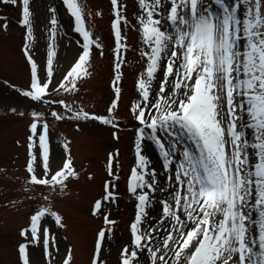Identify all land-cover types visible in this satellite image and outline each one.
Segmentation results:
<instances>
[{
    "label": "rangeland",
    "instance_id": "374dc122",
    "mask_svg": "<svg viewBox=\"0 0 264 264\" xmlns=\"http://www.w3.org/2000/svg\"><path fill=\"white\" fill-rule=\"evenodd\" d=\"M162 2L164 7L157 10L160 15L154 14V18L167 23L170 3L169 0ZM227 2L231 4L233 0ZM78 3L82 9L84 29L90 33L92 43L85 65L87 74L76 78V87L71 90V84L64 81V77L83 54L84 39L76 30L75 18L64 0H29L30 39L27 38V27L22 22V0H0V264H22L19 253L21 244L26 245L29 264H64L65 260L68 264H93L101 230L105 231V238L101 242L98 264H121L125 248L129 255L132 251L137 252L132 264H152L148 248L155 250L159 247L161 251L157 256L167 252L166 260L172 251L163 248V238L169 231L179 238L171 227L175 221L164 216L163 205L165 202L174 205L176 192L184 194V189L175 177L178 164L183 159V151L189 150L185 145H190L189 151L193 154L198 153L186 135L178 136L173 146L172 137L158 132L165 150L174 153L171 157L173 163L165 169L161 150L151 139V130L136 118L139 109H135V105L144 109L145 119L155 114L152 104L161 95L159 85L164 79L163 70L158 69L151 81L149 102H145L137 87L140 79H147L148 56L142 53H150V46L143 41L140 22L144 18V10L139 0H118L122 19L120 48L117 52L112 28L116 15L111 0H78ZM211 3L213 0H202L201 7ZM213 10L219 11V8ZM52 19L56 20L55 26L51 23ZM166 30L172 31L171 25ZM50 48L55 55L48 93L42 101H33L22 95L24 91L31 90L28 57L31 56L36 63L38 76L45 82L48 80ZM169 48H172L171 44ZM169 58L170 53L163 55L161 64H166ZM118 63L120 80L117 84ZM168 79L173 81L175 77ZM62 82L66 83L69 90L59 87ZM189 83H194V78ZM117 86L120 88V98L117 107L110 112ZM171 92L169 84L163 95L167 97ZM179 98L184 97L181 94ZM222 107L226 112V102ZM54 111L63 119L53 117ZM33 113L40 114V118L34 119ZM83 114H87L88 118H84ZM93 116L97 119H92ZM101 118L112 122L104 124ZM244 118L247 120L246 116ZM33 122L38 124V134L35 136L30 131ZM44 124L48 125L51 168L47 176H44L39 156V134L43 133ZM242 130L249 142H254L252 130ZM30 137L32 154L37 156L34 168L38 177L50 179L68 160L71 161L75 176L68 177L63 185L54 187L33 185L27 170L31 159ZM141 144L151 149L162 171L157 182L163 189V195L169 198L160 201L158 207L155 206L151 220L154 238L150 243L147 239L143 241L147 245L143 250L133 245L131 224L135 222L138 211V195L148 196L149 191L145 187L133 193L128 187L131 172L137 167V151L143 156V152L137 148ZM248 151L251 153L252 149ZM110 157L112 175L109 174ZM252 163H255L254 157ZM106 184L111 185L109 190L114 196L111 201L103 199ZM98 201L101 202V211L96 212L94 206ZM148 204L149 196L142 215L144 220ZM41 209L48 210L40 221L41 229L48 231L47 255L43 232L38 233L40 240L35 242L28 231L31 216ZM52 212L61 217L60 224L50 215ZM179 214L184 215L182 212ZM105 216L114 223L106 224ZM22 231L26 235H21ZM171 246H177L175 241ZM235 259L230 264H234ZM156 264L162 262L157 260ZM172 264H176V261ZM181 264H184L183 259Z\"/></svg>",
    "mask_w": 264,
    "mask_h": 264
},
{
    "label": "snow or ice",
    "instance_id": "6c2138e0",
    "mask_svg": "<svg viewBox=\"0 0 264 264\" xmlns=\"http://www.w3.org/2000/svg\"><path fill=\"white\" fill-rule=\"evenodd\" d=\"M8 2V0H4ZM23 2V24L27 27L28 39L31 38V12L29 0ZM65 5L75 18L76 30L84 39L83 54L79 56L74 66L64 77L71 84V90L76 87V78L86 75L85 65L92 43L90 33L84 29L82 9L78 0H64ZM116 19L112 28L117 41V52L121 40V19L118 0H111ZM144 10L141 19L143 41L150 46L146 69L147 79H140L137 87L145 102H149L151 81L158 69L163 70L164 79L159 85L160 97L152 104L155 114L145 119V111L140 105L136 116L152 132L151 139L161 150L164 168L173 163L174 153L165 150V145L157 135L162 132L173 138V146L177 137L186 135L195 145L197 153L185 149L183 159L178 164L176 181L184 189V194L176 192L174 205L167 202L163 205L165 217H170L175 223L172 231L163 238V248L172 251L176 264H264V0H213L208 6L201 7L202 0H169L167 23L155 19L160 15L157 11L164 7L162 0H139ZM219 8V11H214ZM55 26L56 20L52 19ZM171 25L172 31H167ZM165 29V30H162ZM172 48H169V45ZM98 46V45H97ZM27 49V45L25 46ZM166 64H161L163 55H169ZM26 51V55H27ZM163 54V55H162ZM55 53L49 49L47 59L48 80L42 82L37 73V65L28 57L31 65L30 91H24L23 96L33 101H42L48 93L52 77V61ZM120 64L116 65V83L120 80ZM169 77H175L170 81ZM194 78V83H189ZM171 84L172 92L165 97L166 85ZM60 88L69 90L66 83ZM183 90V92H182ZM115 99L109 111L114 110L120 98V88L114 89ZM190 93V94H189ZM184 98H176L180 95ZM226 102V112L223 105ZM175 105V107H173ZM88 118L87 114H83ZM52 116L63 119L55 111ZM226 116V119H225ZM247 117L245 120L244 117ZM38 120L40 114L33 113ZM79 118V116L77 117ZM97 119V117H91ZM109 124L112 121L102 119ZM115 126V125H114ZM43 133L39 134V156L42 160L44 176L51 171L47 144L48 125L44 124ZM253 132L254 142H249L242 129ZM38 124L33 122L30 131L37 135ZM142 135V133H141ZM33 144L29 143L31 159L27 165L30 182L33 185L56 186L63 185L70 176H75L71 161L64 162L63 168L57 170L50 179L38 177L34 164L37 156L32 154ZM139 149V145H137ZM251 148L250 153L248 149ZM230 149V150H229ZM255 163H252V158ZM112 158L109 160V174L112 175ZM147 159L137 151V167L133 168L129 181V191L136 193L137 189L152 188V183L145 181L144 172ZM137 169H140L138 171ZM153 183L155 182V174ZM106 184L105 201L114 199ZM138 211L135 222L131 224L133 245L143 250L154 238L150 229L147 236L140 230L144 206L148 201L147 194L138 195ZM95 211H101V202H96ZM47 209H41L31 216L28 230L32 241L40 240L39 232H43L46 255L48 248V231L41 229V218ZM184 215H180L179 213ZM57 224L61 217L52 212ZM105 223L110 224L107 216ZM191 222V227H189ZM255 232V234H253ZM21 235H26L24 231ZM105 231L98 233L96 254L93 264H98L101 242ZM175 241L177 247L171 243ZM152 264L157 260L167 264L165 252L148 248ZM22 264H29L26 245L19 246ZM121 264H132L137 252L125 248L122 251ZM64 264H68L65 260Z\"/></svg>",
    "mask_w": 264,
    "mask_h": 264
},
{
    "label": "bare ground",
    "instance_id": "6f19581e",
    "mask_svg": "<svg viewBox=\"0 0 264 264\" xmlns=\"http://www.w3.org/2000/svg\"><path fill=\"white\" fill-rule=\"evenodd\" d=\"M171 80V79H169ZM168 85H166L167 88ZM170 90H168L169 92ZM174 99L179 98V97H173ZM175 106V105H173ZM141 147L139 148L141 152H143V156L147 159L148 161V166L144 169L145 173H148L145 175V181L152 183V188L148 189L149 191V204L146 207L145 210V220L142 219V223L140 225V230L142 233H144L145 236H147V231L151 229V220L154 217V212H155V206L158 207V204L162 200H169V198H166L163 195V189L161 188V185L157 182V177H160L162 175V171L158 168L156 161L154 160L152 151L149 147H147L146 144H141ZM185 146H188V149L190 150V145L187 144ZM140 171V169H138ZM151 173L155 174V181L152 182L150 179H153V176ZM145 188V187H144ZM191 222H189V227H191ZM177 247V246H176ZM167 264H172L175 261L174 254L171 252L167 258H166Z\"/></svg>",
    "mask_w": 264,
    "mask_h": 264
}]
</instances>
